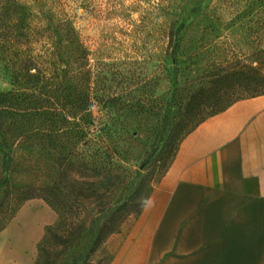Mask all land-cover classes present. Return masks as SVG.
Returning a JSON list of instances; mask_svg holds the SVG:
<instances>
[{"label":"rangeland","instance_id":"1","mask_svg":"<svg viewBox=\"0 0 264 264\" xmlns=\"http://www.w3.org/2000/svg\"><path fill=\"white\" fill-rule=\"evenodd\" d=\"M19 1L31 13L34 25L44 30L33 52L52 60L69 29L71 42L64 56L72 55L75 68L71 78H63V72L53 76L47 89L51 99L42 103L39 84L18 76L17 70L7 71L0 62V92L10 91L24 99L7 108L8 131L0 136L7 140L6 164L0 163V202L6 182L49 181L53 163L58 182L73 184L63 179L69 159L65 156L90 154L100 145L105 170L118 164V173L124 175L149 160L143 174H150L156 183L169 160L165 144L173 127L182 122L190 129L199 118L251 94L244 85L228 81L231 72L240 71L238 80L246 84L264 78L261 54L256 57L258 63H251L253 43L264 44V28L253 29L264 22V0ZM202 11L213 18L201 20ZM184 17L195 27L183 40L174 63L167 31L171 18L178 22ZM205 25L210 29L202 40ZM87 85L100 87L111 101L73 103ZM67 95L68 101L63 100ZM192 107H196L194 113L189 112ZM32 156L35 159L29 164ZM99 179L87 182L95 184ZM123 186L115 200L125 196ZM98 205L95 200L84 202L86 227L81 237L59 248L54 264L109 261L111 251L106 245L90 251Z\"/></svg>","mask_w":264,"mask_h":264},{"label":"crops","instance_id":"2","mask_svg":"<svg viewBox=\"0 0 264 264\" xmlns=\"http://www.w3.org/2000/svg\"><path fill=\"white\" fill-rule=\"evenodd\" d=\"M57 219L42 199L26 202L0 233V264H34ZM105 245L109 264H264V93L191 130L142 213Z\"/></svg>","mask_w":264,"mask_h":264},{"label":"trees","instance_id":"3","mask_svg":"<svg viewBox=\"0 0 264 264\" xmlns=\"http://www.w3.org/2000/svg\"><path fill=\"white\" fill-rule=\"evenodd\" d=\"M201 15V20L208 21L213 18V14L207 11H202ZM30 16L31 13L27 12L19 0H0V62L4 64L7 71L17 70L18 76L28 77L33 84H39L43 90L39 100L42 103H49L51 95L47 94V89L53 83L50 82L53 76L63 72V78L68 79L74 74L75 65L72 55L64 56L70 46L71 31L66 30V38L56 45L55 50L60 49L59 51L62 50V52H56L55 58L51 57V60L50 57H39L33 52V47L44 30L41 26L34 25V19H30ZM194 27V22H188L187 17L181 21L178 20V22L175 19H170L167 38L170 46L169 55L174 57V63H176V57L183 40ZM261 28H264V22L261 26L253 29L254 32H257ZM209 29V25L202 28L200 39L205 40L207 38ZM253 44L255 49L252 53L251 63H258L256 57L260 53L261 64L264 67V44L262 46L258 43ZM259 46L260 48H258ZM84 59L83 56L82 63H84ZM241 74L240 71H233L227 79L233 81L234 84L244 85L245 89L251 91V94L245 97L264 93V78L246 84L238 80ZM69 97L70 95H67L62 99L68 101ZM240 98L234 99L213 110L205 117L199 118L190 129H186L182 122L173 127L169 131V141L165 144L168 148L167 159L169 158V160L165 164L161 177L173 162L183 138L205 118L222 111ZM23 100L21 95H14L10 91L0 92V136H5L8 131L7 108L11 104H22ZM72 101L76 104H108L111 98L100 87L87 85ZM195 111L196 107H192L189 112L194 113ZM31 133L34 134L36 131L32 129ZM6 143V138L0 139V163L4 165L7 157ZM93 149L90 154L77 152L70 157L65 156L69 159L62 170L63 179L72 181L73 184L62 185L58 182L55 176V163L49 165V181H34L21 185L6 182L4 195L0 202V233L12 222L24 204L32 199H42L59 215V219L55 223L45 227V233L37 244V257L34 264H54L59 256V248L67 246L81 237L86 227V214L81 210L87 200H95L99 203L96 210L97 223L94 225L95 234L90 245V251L93 253L104 246L112 234L121 232L123 224L130 217L138 216L144 210L155 184L152 182L150 174H143L146 164L150 161L144 160L137 169H127L126 174L123 175L118 173V164H114V168L105 170V159L100 153L103 145ZM33 159L35 156L29 159V164L32 163ZM52 159L54 158L51 156ZM36 162H38L37 159L34 163ZM93 177L105 179L106 183H99L102 181L101 179L95 180V184L88 183L87 179ZM123 184L126 194L115 200L117 192ZM111 257L106 264H109Z\"/></svg>","mask_w":264,"mask_h":264}]
</instances>
